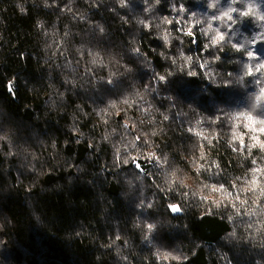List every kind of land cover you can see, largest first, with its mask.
I'll list each match as a JSON object with an SVG mask.
<instances>
[{"label":"clouds","instance_id":"obj_1","mask_svg":"<svg viewBox=\"0 0 264 264\" xmlns=\"http://www.w3.org/2000/svg\"><path fill=\"white\" fill-rule=\"evenodd\" d=\"M41 3L87 26L82 32L65 23L61 33L59 18L51 27L45 19L36 20L44 41L42 63L49 66L48 106L63 115L69 111L68 96L76 99L67 125L75 144L87 140L88 161L106 147L99 175L113 172L115 183L125 188L120 193L125 203L146 217L138 215L132 224L150 249L144 256L119 228L101 248H113L123 264H134L126 252L141 264H187L203 246L196 241L191 253L186 250L190 223L209 217L230 228L215 242L217 264H250V255L255 264H264V0H84L90 9L105 5L127 26L126 33L120 29L124 39H114L105 22L76 7L77 0L62 7L60 0ZM17 7L28 14L23 5ZM53 69L63 88L54 82ZM15 83L13 76L7 84L13 98ZM31 132L15 126L7 112L0 115L5 173L13 157L37 176L49 173L48 157L56 166L65 160L56 139L48 145L32 137L37 148L50 147L48 157L33 148ZM68 144L63 141L64 148ZM66 168L84 171L71 161ZM16 177L19 187L24 183L19 171ZM149 210L155 218L148 217ZM28 213L38 226L45 223L31 205ZM5 220L0 223V264H17L31 253L17 241L13 218Z\"/></svg>","mask_w":264,"mask_h":264},{"label":"trees","instance_id":"obj_2","mask_svg":"<svg viewBox=\"0 0 264 264\" xmlns=\"http://www.w3.org/2000/svg\"><path fill=\"white\" fill-rule=\"evenodd\" d=\"M67 2L68 0H60L61 7ZM17 5H23L28 14L24 15ZM76 7L87 9L92 20L105 22L109 30L115 33L114 39H124L121 28H124L125 33L130 31L127 26L118 23V18L109 13L105 5H101L99 9H90L84 0H77ZM38 18L47 21L46 27H51L54 19L59 18L61 33L65 23H71L73 29L82 32L87 27L72 23L69 16L61 15L59 7L44 9L41 0H35V3L33 0H0V115L7 112L15 126L21 130L31 129L28 142L33 148H37V145L32 137L36 140L43 138L48 145L52 139H56L59 153L65 157L56 166L51 164V157H48L50 147L37 148V151H42L48 157L50 169L47 175L37 176L21 169L22 160L18 157L8 161L11 167L5 173V158L0 155V223H6L5 217L13 218L17 225V241L31 253L27 258L18 257L20 260L17 264H123L114 254L113 248H101L102 244H108L110 238L115 237L117 228L122 237L132 242L138 256L142 257L150 249L141 244L140 232L132 224L138 215L146 217L140 210L125 203L120 196L125 188L122 182L115 183L113 172H107L106 177L99 175L101 157L107 151L106 147L95 155L94 161H88L87 140L82 145L75 144L77 137L67 130V125L71 123L69 113L76 103L71 95L68 96L69 111H65L63 115L52 112L48 106L50 89L46 80L49 66L42 63L44 53L41 45L44 41L42 33L36 29ZM73 40L77 44L81 42L79 37H73ZM21 54H24L23 59ZM52 71L54 82L63 88L59 80L60 73L55 69ZM13 76L16 77L15 98L7 89L8 81ZM89 124L90 121H86L81 128L87 130ZM64 140L69 142L67 148L63 147ZM92 151L95 152V149ZM56 158L59 159V155ZM104 160L110 164L109 156H104ZM70 161L83 165L84 171L66 168ZM17 171L24 181L19 187L15 186ZM69 177L73 178L71 183ZM29 205L41 213L45 221L43 225L38 226L31 218L28 213ZM148 217L155 218V213L149 210ZM190 229L192 240L185 238L186 250L191 253L196 241L202 242L203 246L187 264H217L215 242L230 230L229 225L223 220L205 217L202 221L190 223ZM77 232L80 233L79 236ZM9 243L15 248V243L11 240ZM119 244L123 245V239ZM170 246V242L166 240L165 247ZM221 247L232 252L226 245ZM97 254L101 256L99 262L95 260ZM126 254L130 255L134 264H141L137 255L130 252ZM206 255L209 260L205 259ZM233 259H237L234 254ZM249 261L250 264H255L253 255L249 256ZM152 264H155L154 260Z\"/></svg>","mask_w":264,"mask_h":264}]
</instances>
